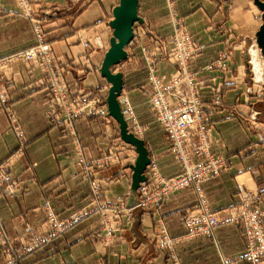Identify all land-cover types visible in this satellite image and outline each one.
<instances>
[{"label": "crops", "instance_id": "crops-1", "mask_svg": "<svg viewBox=\"0 0 264 264\" xmlns=\"http://www.w3.org/2000/svg\"><path fill=\"white\" fill-rule=\"evenodd\" d=\"M118 3L119 0H42L33 7L36 11L40 7L55 9V14L49 17L50 28L46 39L52 44L59 64L67 65L69 60H77L83 56L79 34L89 40L94 48L91 67L70 66L65 78L71 91L76 89L85 93L93 87L108 83L100 74V65L109 49L112 10ZM174 3L187 30L204 45L203 52L192 63L193 70L199 75L204 72L209 79L214 74L216 77V70L210 68L215 67L212 62L217 59L219 50L224 46L222 37L211 29L212 22L223 19L233 27L235 34L230 35L233 37V54L229 60V68L234 79H229V88L224 89L227 82L223 79L214 84L216 88H223L222 94L229 110L246 115L252 111L258 112L256 118L231 116L224 112H217L208 118V125L213 127L212 150L228 157L230 165L219 176L203 184L204 196L217 216L223 219L230 215L232 206L238 202L237 185L243 183L253 187L256 201L264 207V143H258L256 136V133L264 132V96H257L264 92V67H261L262 62L257 56L260 69L258 74L254 68L253 71L259 80L254 78L252 69L249 68L248 73L246 67V55L250 54L247 46L252 48L254 43L256 45L255 34L261 25L259 10L254 6L253 0H174ZM138 16L142 23H135L134 29L146 26L161 37H169L171 25L167 15V0H138ZM138 38L134 31V36L126 47L128 55L135 56L133 62L122 61L117 65L116 71L127 74L126 80L123 75L122 89L131 100L139 123L145 128L142 141L147 149L149 162L156 163L163 175L174 176L179 168L166 135L149 108L147 70L136 46ZM138 41L144 42V36ZM34 42L32 25L29 20L17 15L16 1L0 0V59L28 49ZM147 42L146 46L150 40ZM131 47L134 49L129 52ZM251 62L247 63L250 65ZM160 70L168 75L171 73V65L161 64ZM37 72L38 70L32 72L31 68L18 63L16 66L6 65L0 73V84L8 91L28 138L24 155L14 164L15 171L19 174L18 194L9 198L0 192V220L9 237L22 242L31 236L27 229L32 228L39 235L45 234L47 227L42 208L44 202L50 203L57 217L66 218L89 206L93 182L96 184L99 180L109 179L107 188L102 189V195L96 204L108 197L122 199L127 205H132L136 201L138 190L134 189L132 180L136 151L114 134L113 130H118V124L113 120L105 125L104 118H80L74 124L75 134L86 161L102 158L105 147L111 148L113 145L121 152L122 163L107 168H93L89 174L75 164L70 155L68 137L64 136L60 128L50 126L46 112L48 96L37 82ZM250 117L255 122L251 120L249 124L242 123V120ZM111 131L114 137L107 136V132ZM14 150V136L8 129L6 117L0 113V163ZM256 188L261 192H257ZM196 198L191 190H185L164 202L158 214L136 211L131 226L117 233L109 251L104 250L106 248L98 240L95 232L99 217L93 215L61 237L24 256L18 264H166L161 256L157 257L155 254V245L151 240L156 231L155 222L157 218H162L171 237L182 236L185 228L179 218L180 213L194 205ZM242 231V226L226 223L218 226L213 238L209 240L183 242L178 247L180 264H222L221 261L225 258L241 255L246 248ZM3 261L0 253V264Z\"/></svg>", "mask_w": 264, "mask_h": 264}, {"label": "rangeland", "instance_id": "rangeland-1", "mask_svg": "<svg viewBox=\"0 0 264 264\" xmlns=\"http://www.w3.org/2000/svg\"><path fill=\"white\" fill-rule=\"evenodd\" d=\"M15 1H16V5H17V15L19 17L26 18L27 20L30 21V23L32 25L33 32L35 35V42H34V45L28 49L17 52L11 56L1 58L0 59V73L4 70V67L6 65L11 64V65L16 66V65H18V63H21L24 67L31 68L32 72L35 70H38L37 74H39V75L37 78V82L39 83V85L42 88H44L46 90L47 96H48L47 97V106H46L47 111L46 112H47V118L49 120L50 126L60 128L62 133L64 134V136L68 137V139H69L68 145L70 147L69 148L70 149V155L73 158V160H75V164L78 165L80 168H82L84 173L89 174V172H91L93 168H98V167L107 168V167H110V166L115 165V164H121L123 161V159H122L123 156H121V152L118 150V148H116V146H113V145L111 148L105 147L104 156L98 160L88 162L85 160V158L83 156V148H82V146H81V144H80V142H79V140L75 134V127H74L75 125L74 124L80 118H89V117L103 118L102 115H100V114H94V115H89V116L88 115H80V114L77 115L76 112H74L73 110L71 112L66 113V109L60 107L62 105L60 102L61 98L59 96L61 94L60 93V87H59L61 85V82H60V80H61L65 84V90H68L69 94L72 96L73 105H74V103L77 105L80 104V106H83V104H86V102L81 104L79 101L82 102L83 96L85 94H88V101L87 102H89V104L91 106H95V104L100 103L99 107H101V109H104L105 112L107 113V118L105 119V122H106L105 125H109L112 122V120L115 121L112 117L109 116L108 110H107L106 98H107L108 89L110 86L108 83H105L104 85L99 86V87L98 86L93 87L90 89V91L83 93V92H81V90H76V89H72L73 91H71V89L69 88V85L67 83V80L65 78V76L68 75V73H69V71H68L69 68L73 67V65H74L73 68L78 67L79 65L91 67V54H92V51L94 49L91 42L89 40H86L82 36V34H79V36H78L79 44L84 50L83 56L81 58L78 57L77 60H75V59L69 60L68 62H66L67 65L66 64L65 65L59 64V61H57L58 59L54 53L52 44L49 43L46 39V35L49 33V28H50L49 17L51 15L55 14V11H54L55 9H52L50 7L49 8L40 7V9H38L36 11V9L33 7L37 4H39L42 0H15ZM262 1H264V0H262ZM173 2H174V0H169V4H170L169 6L171 8L167 7V15H168L169 22L171 25V33H170L169 37L166 38L165 35H163V37H161L160 35H157L158 33L157 34L154 33L155 31L151 32L148 28H146V26L145 27L138 26L140 29L144 30V32H146V33L148 32L149 35L144 36V42L139 43L138 40L140 38H138L137 43L134 42V44L136 43V46L138 47L139 51H140L141 47L147 48L148 52L150 53L149 54L150 59L154 62L155 66H156V68L154 69V72L156 73V75L159 78H161V77L168 78V84L167 85H169L171 90L175 89L176 82H174L175 79H170V78H172V77L176 78V75L179 72L178 71L179 65H178L177 59L173 56V54L170 53L169 51H167L165 46L163 49L161 47V45H166V43H168V41L173 38L174 33L177 30L178 31L181 30L183 35L185 34L187 37L195 39L196 42H198V43L200 42L192 33H190L187 30V27L185 25V21L183 18H181L178 15V13L176 11L177 9L175 7V3L173 4ZM258 12L260 14L259 19L261 21V12L260 11H258ZM171 18H174V20H176L179 23V25L175 27L173 24V20H171ZM224 19H225V17H224ZM212 23L213 24L210 26V27H212L211 29L216 31L219 34V36L222 37V40L224 43V46L222 47V49L219 50L217 59L214 62H212V66L214 65L215 67L210 68L211 70H213V69L216 70V77L214 74V76L212 75L213 78L209 79V77H207V75H208L207 73L203 72L200 74L201 75L200 76L198 74V72H195L192 68V63L196 58H194L189 63L190 64L189 66L191 67V69L196 74L195 79L197 81H199V85H202V91H201L202 97L201 98H203L202 104L204 107V109L202 111V116H206V123L207 124L209 122L208 118L217 112H224V114L226 113V114H229L231 116H255V118H256V116L258 115V112H256V111H252L251 113L249 112L246 115V114L238 113L237 111H233L232 109L229 110V108H226V106H228V105L227 104L225 105V101H224L225 96H223V94H222L223 88H216L215 84L217 81L222 80V79H223V81L226 80V81H224V82H227V84H225V86H224V89H225V88L230 87L231 81H229V79L230 80L234 79V78H232L233 77V74L231 72L232 70L229 68V60L231 58V54H233V42L231 41V40H233L232 39L233 37H230V35L231 36L234 35L235 32L233 30V27L227 25V23H225L223 19L221 21H220V19H218V22L213 21ZM239 36H237V37H239ZM235 37L236 36H234V38ZM147 40H150V43L148 46H146L148 43ZM234 41H235V39H234ZM138 43L140 46H138ZM256 45L254 43L252 48H250L251 46H247V49L249 47V53H250L249 55L250 56L246 55L247 56L246 60H247V62H249V61L251 62V52L256 51L257 56H259V58L262 62L261 67H264V59H262V57L260 56V52L258 51V49H257L258 47ZM136 46H135V48H136ZM133 49H132V47H131V49L129 48V52L132 51ZM30 52L34 53V54L30 55ZM126 52H127V50H126ZM140 56L144 61L145 58H144V56H142L141 52H140ZM134 57L135 56L133 54L128 55V53H127L126 60H124V61L128 60L127 62H133ZM144 63H145V61H144ZM164 63L171 65V73H169L168 75L162 73L160 70L161 64H164ZM176 65H178V66H176ZM116 67L117 66H115L113 68V72H115V73L119 72V71H116ZM249 67L252 69L254 78L257 79L255 77V73L253 71L252 62L250 63ZM97 72L99 73V70ZM120 73H122V72H120ZM122 75H124V74L122 73ZM125 75H127V74L125 73ZM125 75H124V77L126 80ZM259 79H257V80H259ZM147 81H148V74H147ZM58 87H59V89H58ZM149 90H150V87H149ZM257 96L262 98L261 96H264V92H261L260 95H257ZM171 97H172L171 98L172 104H176L177 103L176 99L173 96H171ZM122 98L128 99L132 107H133V104L131 103V100L129 99V97L123 93V89H122L120 96L118 97V102H119V106H120V111L123 115V119L125 120V118H128L129 116L125 110H124L125 115L123 113L122 105H121ZM57 100L59 101V103L56 105ZM5 102H7V103H5ZM52 104L55 106V109L53 107H51ZM229 106L231 107V105H229ZM73 108L76 109L74 106H72L71 109H73ZM225 111H227V112H225ZM0 113L6 117L7 122H8V129L12 132L14 139H15V150L6 160H4L3 162L0 163V167L2 165H5V164L9 165V170H7V175H9L10 178H13V180L15 182V189H14L13 194H8L6 192L5 186L0 187V192L5 197L10 198V197L16 196V194H18V192H19V180H18L19 174L15 171L14 164L17 160H19L24 155L25 150L28 147L27 146L28 145V138L25 136V133H24L23 127L21 125L19 116L17 115L16 110L14 109L13 104L11 103L10 95H9L8 91H6V89L1 84H0ZM151 113L154 116L155 121H156L157 114L154 111H151ZM11 114L14 116L15 120L10 121L8 116ZM133 114L137 118V123L142 128V136H143V134L145 132V128H143L141 126V124L139 123V120H138V117H137L136 112L134 110V107H133ZM66 116H71V120L69 121L66 118ZM242 119H244V118H242ZM247 119L242 120L243 121L242 123L249 124V122L251 120L254 121V118L251 119V117L248 119V121H246ZM115 123H117V122L115 121ZM126 124H127V122H126ZM208 126H210V125H208ZM210 127H211L210 128V147H211L212 153L215 155H220L221 157H224L228 161L227 167L224 170H222L220 173L217 174V176H219L223 171H225L229 168L230 160L228 159V157H226L222 154H218L216 152H213V150H212V148H214L213 127L212 126H210ZM117 129L119 130V127ZM118 130H113V131H114V134H117L120 137ZM127 130L129 133L132 134V132H130V130H129V125L127 126ZM114 134L112 131L107 132L108 137H114ZM133 136H135L136 138H138L140 140H143L142 136L137 137L135 134ZM256 136H257V142L258 143H264V132L260 131V132L256 133ZM106 139H108V138H106ZM166 139H167V137H166ZM173 158H174V160H175V162L179 168V172L176 175H174V176L163 175L159 171L156 163L151 164V162H149L150 164L147 165V167L145 169V173H144L145 179H146V174H147L148 170L150 168L152 169L154 167L156 168V170L158 171V173L161 176H163L167 179H172V178L179 176L182 173V168L178 164V161L175 159L174 155H173ZM196 161H197V158H196ZM217 176L212 177L211 179H214ZM211 179H209V180H211ZM209 180H205L204 182H202L200 184L199 188H196L193 185V186H190L189 188H186V189L179 191V192H182L185 190H191L197 197L194 205H192L188 208H185L180 213L179 218H180L182 224L184 225L183 218H184V215L187 211H193L195 209H196V211H201L204 209H208L214 215L216 220L218 221L217 227L222 225V224H226V223H234V224H238V225L242 226L243 236L246 239V248L241 255H243V254L246 255L249 251V248H248L249 242L247 243V240H248L247 232H248V234L251 232V228L254 225V220L256 217V216H252L251 214H255L253 211H258V218H259L258 225L262 229V233H264V207H261L259 201H256L257 196L254 194L255 191H254L253 187H251L248 184L244 185L243 183H241V184L237 185L238 191L236 192V194H237L238 202H236L232 206L231 213L228 217L220 219L217 216V213L211 208L210 203L207 201V199L205 198L204 193H203V184ZM108 181H109V179L108 180L102 179V180H99L96 184H94L95 182H93V184H91L92 201L89 203V206L81 209L78 212H74L73 214L69 215L66 218L57 217V215H56L54 209L52 208V206L50 205V203L44 202L42 204V208L44 211V223L46 224V227H47L45 234L39 235L38 233H36V231L34 229H32V228L27 229L29 231V234H31V236H30V238L25 239L23 242L19 241L17 238H10L9 235L6 233L5 227L3 226V222L0 220V234L2 236H4L5 239H7L11 242V247H12L11 252L8 254L3 253V250L0 249L1 256L4 258V261L2 264H5L6 262L7 263L10 262L11 264H18L19 261L24 256L34 252L35 250L39 249L41 246L50 243L51 240H53L59 236L61 237L63 234H65V232H67L68 230H71L73 227L79 225L80 223L85 222L87 219H89L93 215H96L99 217L98 229L95 233L98 235V240L102 243L103 247L106 248L104 250L107 251L108 248L110 247V245L112 244V242L114 241V238L116 237L117 233H121L122 229H125V228L131 226L133 218H134V214L136 211H141V212L143 211V212H148L151 214H158L160 206L164 202H166L168 199H170L172 196L179 193V192H175V193L171 194L167 199L163 200L155 208H136V209L131 210V214H130V213H128L129 210L134 208L137 201H138V198H139L138 190H137L136 201L132 205H127L126 202L123 201L122 199L108 198V197L104 198L100 204H96L97 199H100V197L102 195V189L107 188ZM256 191L261 192V191H259V188H256ZM262 191H264V188H262ZM247 213H249V217L247 216ZM72 218H74V219L72 220ZM217 227H215V229ZM155 228H156V231L153 232L152 237H151V240L154 242V245H155V242H158L160 239H162V237H163L162 230L163 229L165 230L167 235L170 236L169 230L165 224V221L162 218H157V221L155 222ZM215 229L213 230L211 237L203 238V239H193L191 241L209 240V239L213 238ZM58 234H60V235H58ZM185 234H186V229H185V233L180 237L185 236ZM251 234L255 238V240H252V241H254V243L256 245L255 250H260V252H261L260 261L258 262V264H264V238H262V236L260 234L254 232V231L251 232ZM180 237H171V238H180ZM20 242H22V243H20ZM18 243H20V245ZM178 249L179 248L176 249V252L174 251V258H171V255L169 253L164 256L163 259H164L166 264L167 263L168 264H180ZM155 252H156L155 254L157 255V257L158 256L160 257V255L157 251L156 245H155ZM241 255H239V256H241ZM237 257H231L228 259L225 258L221 262H222V264H240L237 261H235V258H237ZM11 260H13V261H11ZM227 260H230V261H228L226 263ZM242 261H243L242 263L248 264L243 259H242Z\"/></svg>", "mask_w": 264, "mask_h": 264}, {"label": "built area", "instance_id": "built-area-1", "mask_svg": "<svg viewBox=\"0 0 264 264\" xmlns=\"http://www.w3.org/2000/svg\"><path fill=\"white\" fill-rule=\"evenodd\" d=\"M169 0H167V7L169 6ZM173 20L174 26H178L179 23ZM180 21V20H179ZM136 31L137 36L140 38L149 33L136 27L133 29ZM173 35V34H172ZM138 46L139 43H138ZM173 54L178 61V74L175 79V89H170L168 84V78H159L154 69L156 68L154 62L150 59L147 48L141 47L140 52L144 56L145 67L148 74V84L150 87L148 95V104L151 111H154L156 121L158 122L161 129L164 131L167 137V141L170 145V150L178 161V164L182 168V173L172 179H167L161 176L156 168H150L146 174V179L139 184L138 187V201L134 208L130 209L128 213L131 214V210L136 208H155L163 200L167 199L171 194L179 192L183 189L195 186L199 188L200 184L205 180H209L212 177L217 176L222 170L227 167L228 161L220 155H215L211 151L210 147V126L206 123V116H202L204 109L202 104V85H199V81L195 79V72L189 66L190 61L197 58L204 49V45L200 42H196L195 39L183 35L181 30H177L174 33L172 39L161 45L164 49ZM34 53L30 52V55ZM60 102L62 108L66 109L67 112L72 110L76 114L80 115H94L100 114L104 120L107 118V113L104 109L99 107V104L91 106L88 101V94L83 96L82 102L79 101L83 106L75 104L73 105L72 96L68 90H65V84L60 80ZM165 83V84H164ZM58 87V89H59ZM57 89V90H58ZM171 96H173L177 103L172 104ZM4 103V102H3ZM7 103V102H5ZM59 103L57 100L56 105ZM122 110L128 113V118H125L127 126L132 134L137 137L142 136V128L137 123V118L133 114V107L126 98L121 100ZM74 106L76 109H71ZM55 109V106H52ZM10 121L15 120L11 114L8 116ZM70 121L71 116H66ZM194 155V156H193ZM193 156V157H192ZM197 158V161H196ZM195 159V160H194ZM153 167V166H152ZM9 165L5 164L0 167V187L5 186L8 194H13L15 189V182L13 178L7 175ZM187 211L184 215L183 222L186 229V234L180 238H171L167 235L165 230H162L163 237L158 242H155L157 251L161 258H164L166 254H170L171 258H174V251L183 242L191 241L193 239H203L212 236L213 230L218 225V221L214 215L208 210L204 209L201 211ZM256 216L254 225L251 228V232H256L264 238V233L258 225V211H253ZM249 217V213H247ZM74 218H72L73 220ZM247 232V243L249 251L246 255H241L235 258L238 263L246 261L248 264H258L260 261V250H255L254 236ZM0 249L3 253H10L12 250L11 242L5 239L0 234ZM13 261V260H11ZM230 261L227 260L226 263ZM232 261V260H231ZM5 264H11L5 263Z\"/></svg>", "mask_w": 264, "mask_h": 264}, {"label": "water", "instance_id": "water-1", "mask_svg": "<svg viewBox=\"0 0 264 264\" xmlns=\"http://www.w3.org/2000/svg\"><path fill=\"white\" fill-rule=\"evenodd\" d=\"M253 4L261 12V25L255 34V42L264 58V1L253 0ZM112 15L113 20L110 22L112 37L100 67V74L110 85L106 98L108 114L117 122L122 141L134 147L137 154L134 166H132L133 187L137 189L139 184L145 180L144 172L149 164V157L144 142L127 130V124L123 119L118 102L123 88V75L120 72H113V68L126 60V47L133 38L134 25L142 23V19L138 16V0H119L118 5L112 10ZM246 67L249 73L250 67L247 62Z\"/></svg>", "mask_w": 264, "mask_h": 264}, {"label": "bare ground", "instance_id": "bare-ground-1", "mask_svg": "<svg viewBox=\"0 0 264 264\" xmlns=\"http://www.w3.org/2000/svg\"><path fill=\"white\" fill-rule=\"evenodd\" d=\"M252 63H253V68H254L256 74H258L257 71H259V69H260V63L258 61L256 51H252Z\"/></svg>", "mask_w": 264, "mask_h": 264}]
</instances>
